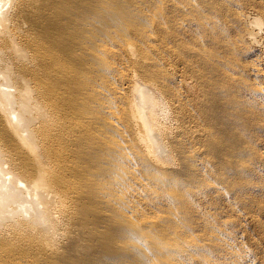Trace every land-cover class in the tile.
<instances>
[{
  "label": "bare ground",
  "instance_id": "bare-ground-1",
  "mask_svg": "<svg viewBox=\"0 0 264 264\" xmlns=\"http://www.w3.org/2000/svg\"><path fill=\"white\" fill-rule=\"evenodd\" d=\"M247 13L240 0H0V264H222L223 249L241 264L233 222L216 227L201 201L260 183L235 127L264 130V57L242 59L264 19ZM188 76L194 101L175 85Z\"/></svg>",
  "mask_w": 264,
  "mask_h": 264
},
{
  "label": "rangeland",
  "instance_id": "rangeland-1",
  "mask_svg": "<svg viewBox=\"0 0 264 264\" xmlns=\"http://www.w3.org/2000/svg\"><path fill=\"white\" fill-rule=\"evenodd\" d=\"M240 2L243 6V9H245L246 12H248L247 14L250 16V18L253 19L255 16H258L260 14L259 17L261 16L260 18L262 20L264 19V0H240ZM261 26L263 27H261V30H259L260 32H259L258 38L260 37L259 39L260 40L262 39V40L261 41L259 40V42H256L257 44L254 43L251 46L248 52V55L242 53V57H243L242 59H244L246 62L249 60H253V59L255 61L263 60V57H264V37H263L264 36V22ZM258 29L259 28L256 27V31ZM243 50L244 48L242 49V52ZM189 81L191 83H189ZM175 85L181 91H183V93L187 96L189 100H192V101L197 99V97L201 96L200 95L202 93L201 89H203L200 84L195 83V80H193L189 76L183 81H178L177 83H175ZM192 86L194 88H192ZM197 86L200 87L199 88L200 92L198 91ZM185 89L188 90V93H187V90ZM154 93L158 94L157 90H154ZM194 94H197L195 95L197 97H195ZM162 97L163 98H161L160 100H161V103H164V104H160V106L163 107V110L160 111V112H163L160 116L161 117L160 121L163 125H166L167 131L171 133L170 137H172L175 135L174 134V132H176L175 130H177L175 128L177 126L176 123H178V120L176 118V114H174L175 113V111H173L174 109L171 108L170 106V108L172 109L171 111L168 105L169 103L165 101L167 100V99H164L166 97L164 96ZM160 108L161 107H159V110ZM214 124L222 128L221 124L220 125L218 123L216 124V122ZM169 125H171V127H169ZM235 127L241 130L243 138L246 139L244 141V144L248 148L252 147L254 148V150L257 151L256 165H255V168L257 170V175L251 176L250 178L254 182L259 181L260 183L258 185L260 186L256 185V187L252 189H248V190L245 189V190H241L240 192V190H238L237 187L234 186L233 184V186L231 185L232 187L231 186L227 187L225 190L227 197L225 196L224 198H222L219 196L217 192L210 191L206 194V197L201 202H202L203 208H205L207 211L206 213L210 215L208 217H210L212 224H214L216 227H219L220 222L223 219H228L230 223L233 222V225L229 227V231H231L229 239L233 241L235 248H237L239 251H242L247 257V258L245 257V259L241 262V264H249V263L264 264V209L262 208L264 207V161H262L263 163L257 162L261 154H264V130L260 128L258 121L256 122L255 120H251V119L247 121L245 124L240 122L239 124H236ZM168 128L169 130L172 129L173 133L172 131H169ZM167 138L166 140H168ZM177 160H178L177 158H175V160L173 159L170 162L172 164H169V165H171L172 167L174 165L176 167H179L180 163H177L179 162V160L178 161ZM229 189L231 190V192H229L230 191ZM253 190H254V193H253ZM236 209H237V212H236ZM255 213L257 214V216ZM258 224L260 227L258 226ZM240 240L243 241L244 244ZM218 255L220 257V261L222 262V264H238L237 261L234 260V258H230V254L228 250L226 249L219 251ZM231 260H232V263H231Z\"/></svg>",
  "mask_w": 264,
  "mask_h": 264
}]
</instances>
